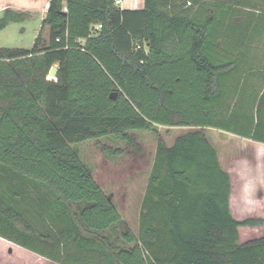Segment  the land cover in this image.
Masks as SVG:
<instances>
[{
	"label": "trees",
	"instance_id": "16d2710c",
	"mask_svg": "<svg viewBox=\"0 0 264 264\" xmlns=\"http://www.w3.org/2000/svg\"><path fill=\"white\" fill-rule=\"evenodd\" d=\"M234 2L49 0L31 48L0 46L1 238L57 264H264V237L239 242L264 217L232 215L203 131L264 143V87L248 113L226 103L244 57L218 56ZM27 18L7 7L0 30ZM155 125L200 129L157 141L135 234L73 146L112 136L136 150L133 133Z\"/></svg>",
	"mask_w": 264,
	"mask_h": 264
},
{
	"label": "rangeland",
	"instance_id": "374dc122",
	"mask_svg": "<svg viewBox=\"0 0 264 264\" xmlns=\"http://www.w3.org/2000/svg\"><path fill=\"white\" fill-rule=\"evenodd\" d=\"M129 1L139 3V0ZM140 1L137 9L142 8V0ZM234 1L231 16L224 20L227 25L219 28L227 35L220 33L218 56L233 57L237 52L243 54L236 71L227 78L226 103L231 107L235 100L236 111L238 112L240 105L248 113L252 108L249 98L264 87V20L261 21L264 18V0ZM248 3L260 7L258 9L263 13L251 12L247 9ZM122 6L121 3L118 5L121 8ZM193 10L197 14L204 13L201 6L194 7ZM17 11L26 12L28 18L20 23H10L1 29L0 46L31 48L44 14H35L31 8ZM41 34L42 44H46L48 28L44 27ZM236 79L243 81H239L237 89L234 90ZM154 127L153 130L133 133L139 146L136 150L126 147L124 142L112 136L84 140L73 146L81 160L92 169L96 181L111 196L121 217L135 234L138 232L141 201L157 141L171 145L178 135L200 129L196 126ZM203 131L216 148L222 168L230 174L232 215L235 218L264 217V144L257 145L256 141L213 127L203 128ZM115 150L122 152L116 153ZM239 234L240 241L264 237V224L256 228L241 227ZM0 264L57 263L0 237Z\"/></svg>",
	"mask_w": 264,
	"mask_h": 264
},
{
	"label": "crops",
	"instance_id": "0c3cea01",
	"mask_svg": "<svg viewBox=\"0 0 264 264\" xmlns=\"http://www.w3.org/2000/svg\"><path fill=\"white\" fill-rule=\"evenodd\" d=\"M140 2H141L140 0H139V3L127 0L126 6L122 7V8L137 9V8H139ZM248 5L249 6H248L247 9H249L251 12H255V13H258V14L259 13H263L262 11H260L258 9L260 7H254V4H249V3H248ZM142 6H143V0H142ZM255 6H257V5H255ZM6 7L11 8V9L16 10V11L19 10V9H22V8H26V9L27 8H31L33 13H35V14L43 13L44 16H45V13H46V10H47V7H48V1L47 0H0V16L3 15V10ZM44 10H45V12H44ZM41 11H43V12H41ZM44 16H43V18H44ZM262 20H264V18H261V21ZM238 137L243 138V139H247V138H244V137H241V136H238ZM248 140H250V139H248ZM251 141H253V140H251ZM253 142H255V141H253ZM256 144L257 145H261V143H259V142H257ZM262 144H264V143H262ZM237 219H242V218H237ZM239 228H241V227H239ZM247 228H256V227H247ZM245 241H247V240L240 241V238H239V242L242 243V242H245Z\"/></svg>",
	"mask_w": 264,
	"mask_h": 264
},
{
	"label": "built area",
	"instance_id": "2783aa9c",
	"mask_svg": "<svg viewBox=\"0 0 264 264\" xmlns=\"http://www.w3.org/2000/svg\"><path fill=\"white\" fill-rule=\"evenodd\" d=\"M48 3H49V0H47ZM115 6H118L120 3L123 5L122 7H125L126 6V2L127 0H113ZM121 8V7H120ZM101 25H95L93 28H92V32H94L96 29L100 28ZM50 77V76H49Z\"/></svg>",
	"mask_w": 264,
	"mask_h": 264
},
{
	"label": "water",
	"instance_id": "95a60500",
	"mask_svg": "<svg viewBox=\"0 0 264 264\" xmlns=\"http://www.w3.org/2000/svg\"><path fill=\"white\" fill-rule=\"evenodd\" d=\"M56 72H57V66H56V65H53V66L51 67L50 71H49V76H50V78H54L55 75H56ZM115 95H116V92H112V93L110 94L109 97H110L111 99H113V98L115 97Z\"/></svg>",
	"mask_w": 264,
	"mask_h": 264
},
{
	"label": "bare ground",
	"instance_id": "6f19581e",
	"mask_svg": "<svg viewBox=\"0 0 264 264\" xmlns=\"http://www.w3.org/2000/svg\"><path fill=\"white\" fill-rule=\"evenodd\" d=\"M137 4V3H136Z\"/></svg>",
	"mask_w": 264,
	"mask_h": 264
}]
</instances>
